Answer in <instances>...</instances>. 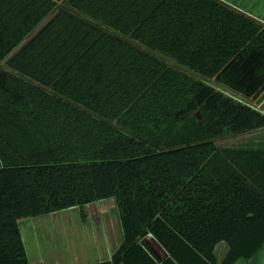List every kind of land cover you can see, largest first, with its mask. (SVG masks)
Segmentation results:
<instances>
[{
    "label": "trees",
    "instance_id": "1",
    "mask_svg": "<svg viewBox=\"0 0 264 264\" xmlns=\"http://www.w3.org/2000/svg\"><path fill=\"white\" fill-rule=\"evenodd\" d=\"M263 95L264 23L220 0H0V264H29L20 220L107 199L99 264L249 260L264 149L215 139L264 129Z\"/></svg>",
    "mask_w": 264,
    "mask_h": 264
},
{
    "label": "crops",
    "instance_id": "2",
    "mask_svg": "<svg viewBox=\"0 0 264 264\" xmlns=\"http://www.w3.org/2000/svg\"><path fill=\"white\" fill-rule=\"evenodd\" d=\"M263 105L261 103L258 109L264 112ZM101 202L110 203L107 199L88 204L82 213L70 208L22 219L19 227L29 264H99L109 261L122 236L114 201L112 207L109 205L106 209L99 208ZM51 215H59L54 227L42 230L40 223ZM145 243L154 248L157 254L149 249L159 260L166 258V252L151 237H146ZM220 247L225 249L223 245ZM233 264H264V245L249 260H238Z\"/></svg>",
    "mask_w": 264,
    "mask_h": 264
},
{
    "label": "rangeland",
    "instance_id": "3",
    "mask_svg": "<svg viewBox=\"0 0 264 264\" xmlns=\"http://www.w3.org/2000/svg\"><path fill=\"white\" fill-rule=\"evenodd\" d=\"M224 1L227 2L226 4H228L232 8L237 9L241 12H244L247 15L250 14V15H252L251 17L256 19V20L259 19V21H260V19H261L262 20L261 22L264 23V0H224ZM149 52L151 54H153L154 56L158 57L159 59L163 60L166 64L173 66V67H176L179 70L187 73L188 75H190L192 77H195L198 79L202 78L198 74H196L195 72L189 70L186 67H183V66L177 64L173 60H171V59H169V58H167V57H165V56H163V55H161L155 51L149 50ZM208 82L212 84V81L208 80ZM226 92L228 94L231 93L229 91H226ZM237 97H239V96H237ZM250 103L258 108L261 103L264 104V97L262 99H260V101L250 102ZM262 107L264 108V105ZM215 144L219 148H261V149H264V130L260 129V130H255V131H251V132L234 134V135H229V136H225V137H221V138H216ZM109 202H110L109 205L112 207V204H113L112 199H109ZM109 205L106 202H101V203H99V208L100 209H106L109 207ZM74 210H76V212L79 211L81 213L84 211V209L79 210L77 208H75ZM58 218H59V215H51V216L44 217L42 223H40L41 229L45 230V231L48 229L51 230L50 228L54 227V223H56ZM27 219H29V218H27ZM55 226H56V224H55ZM53 232H54V229H53ZM224 250L221 247H219V249L217 251V256L221 258L222 255L224 254Z\"/></svg>",
    "mask_w": 264,
    "mask_h": 264
},
{
    "label": "water",
    "instance_id": "4",
    "mask_svg": "<svg viewBox=\"0 0 264 264\" xmlns=\"http://www.w3.org/2000/svg\"><path fill=\"white\" fill-rule=\"evenodd\" d=\"M147 243V242H146ZM149 248L155 253L157 254V252L154 250V248H152L150 245H149ZM166 257H167V254H166Z\"/></svg>",
    "mask_w": 264,
    "mask_h": 264
}]
</instances>
